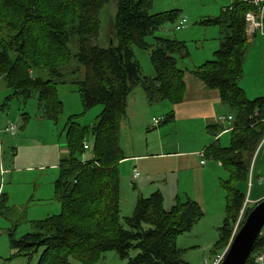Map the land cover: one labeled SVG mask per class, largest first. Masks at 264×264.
Segmentation results:
<instances>
[{
    "label": "trees",
    "instance_id": "1",
    "mask_svg": "<svg viewBox=\"0 0 264 264\" xmlns=\"http://www.w3.org/2000/svg\"><path fill=\"white\" fill-rule=\"evenodd\" d=\"M42 1L0 0V33L8 32L0 36V78L12 91L10 98L26 102L34 97L43 117L56 121L62 109L56 86L65 83L69 45L74 44V60L85 72L84 80L74 83L83 114L99 105L103 109L90 130L73 122L77 116L69 118L68 155L59 162L53 185L61 212L32 223L34 232L18 240L9 235L10 248L24 257L41 250L38 264H70L71 257L90 264L106 252H114L127 264H187L176 241L203 218L195 201L176 200L166 210L157 191L139 197L129 217H122L120 211L119 164L124 155L119 130L128 96L138 87L149 105L164 100L176 104L183 98L185 72L177 68V61L189 57L186 44L154 36L164 24H175L180 11L150 15L153 0H116L117 45L102 49L94 42L100 30L99 11L109 0H53L56 5L49 8ZM252 11L249 4L233 0L216 18L202 21L200 26L220 29V47L211 61L189 72L207 89L217 91L221 103L236 114L228 126L229 146L221 147L217 139L204 151L206 159L220 163L229 174L220 182L226 209L213 251L219 254L228 246L231 222L244 204L245 192L238 184L246 185L250 159L259 145L264 151V98L249 101L238 87L249 47L245 15ZM147 37H153V45L145 41ZM133 47L149 53L154 77L142 76ZM40 71L46 72L47 80ZM208 130L215 137L223 132L219 126ZM89 136L94 141L93 158L82 163L83 143ZM263 251L264 238L259 235L246 264H254L253 256ZM131 253L136 254L131 257Z\"/></svg>",
    "mask_w": 264,
    "mask_h": 264
},
{
    "label": "rangeland",
    "instance_id": "2",
    "mask_svg": "<svg viewBox=\"0 0 264 264\" xmlns=\"http://www.w3.org/2000/svg\"><path fill=\"white\" fill-rule=\"evenodd\" d=\"M228 3L230 0H153L149 11L150 15L181 10L186 18V24L182 30L176 31L175 25L164 24L154 36L185 41L189 54L188 63L192 67L200 66L213 59V51L219 48V42L215 40L219 34L215 27H213L214 29H206L200 26L198 21L207 19L212 14L218 15L221 12L220 8H228ZM42 4L49 8L55 6L56 1L43 0ZM253 9L255 8L253 7ZM2 11L4 15L9 13L8 10ZM115 12L116 0H109L99 11L100 30L94 44L102 49L111 47V39H114L112 37ZM205 16L207 18H204ZM7 35L6 30L0 33V36ZM145 41L149 45L154 42L153 37H147ZM116 45L115 40L112 46L115 47ZM247 46L249 47L242 61V75L238 81V87L243 90L249 101H253L256 98H264V37L257 35L251 41L248 40ZM132 50L134 59L141 67L142 76L151 77L153 70L149 61V53L135 47ZM69 51L70 59L65 83L56 86V96L62 106L56 121L43 117V109L38 106L34 97L26 102L22 98H10L12 91L6 88L5 83L0 78V264H38L41 250L32 257H24L18 251L10 248L9 235L13 234L14 238L18 240L22 236L34 232L32 223L43 221L47 217L56 216L61 212L60 204L54 199L53 187L59 170L58 166H52L57 165L68 155L65 151L67 148L65 129L68 127V120L72 116H77L73 122L80 128H89L90 130L103 109L99 105L83 114L77 91L78 86L74 83L83 81L85 72L84 68L74 60L76 53L74 44L69 45ZM181 67L182 65L178 62V68ZM39 75L44 80L48 79L44 71H40ZM135 90L127 101L129 120H123L119 130V145L122 146L126 156H130L131 153H144V155L152 153V151H146V142L152 146L157 141L155 132L159 129L163 130L161 138L164 142L172 139L185 140L190 137L179 121H174L171 124H160L153 129L152 118H160L159 115H165L168 111L166 109H169L170 105L164 102L161 106L153 104L140 108L136 95L142 94V90L138 87ZM145 110H151L149 114L155 117L150 116V118L146 113L143 114ZM227 112L228 110L225 114ZM232 114L233 123L236 114L235 112ZM146 121H148L149 128L133 126L137 122L143 125ZM128 124L130 127L127 126ZM9 126L16 128L14 136L5 133V129ZM223 128L227 129V126ZM86 139L88 144L91 142L94 144L91 136ZM229 142L230 134L228 132L220 135L218 143L221 147H228ZM131 145L134 150L131 149ZM88 155L91 153L88 152ZM125 155L124 157H126ZM131 165L129 163L119 167L122 217L131 215L130 213L127 214V205L130 203L128 202L129 197L132 196L134 187H139V181L141 182L145 178L140 167H138V163H136V171L140 176L139 179H141L132 181L131 172L133 168ZM222 172L224 180L227 179L228 172L223 168ZM248 172L246 185L238 184L243 193L245 192V199L238 217L231 222V236L243 223L248 212L256 205L257 200L254 197L257 195L264 197V151L261 145L250 159ZM219 186L225 196L224 204L215 200L205 205L204 211L201 208L203 218L193 226L189 233L177 238L176 246L187 264H212L216 255L219 254L218 250L217 252L213 251L225 220L226 209V194L220 184ZM136 193L137 196L138 191ZM149 195L142 197L147 198ZM179 197L180 201H185V197L181 195ZM167 204L168 200H165L164 209L168 210L171 206L167 207ZM174 204L175 200L171 205ZM263 232L264 228L260 233L262 238L264 237ZM226 247L219 249L225 252ZM135 254L131 253V257ZM99 256L96 261L90 264H127L126 260H120L114 252L102 253ZM69 263L85 264L72 257L69 258Z\"/></svg>",
    "mask_w": 264,
    "mask_h": 264
},
{
    "label": "crops",
    "instance_id": "3",
    "mask_svg": "<svg viewBox=\"0 0 264 264\" xmlns=\"http://www.w3.org/2000/svg\"><path fill=\"white\" fill-rule=\"evenodd\" d=\"M232 2L233 0H230V3H228V7L232 4ZM218 6L220 8V5ZM223 9L225 8L224 7L220 8V11H222ZM178 11H180V15L176 23L172 24L173 26L175 25L174 29L176 31L182 30L184 28V25L186 24V18L182 14L181 10ZM219 14L220 13H218V15ZM218 15L216 14L215 16L214 14H212L208 18L205 16L204 18L207 19L199 20L198 24L200 25V23L204 20L216 18ZM204 28L207 29L213 27H204ZM215 28L218 29V34H219L218 38L216 37L215 40L216 41L218 40L220 47L221 31L218 27ZM157 38H162V37H157ZM164 38L170 39L168 37H164ZM172 40H176V39H172ZM114 41L115 39H111L112 44L114 43ZM179 42L185 43V41H179ZM216 51H213L212 55H214ZM188 61L189 58L178 59L177 61V68L179 62L182 65V67L178 69L183 70L185 72L183 77L184 93L181 102L172 104L171 102L164 100L160 102H155L153 104L161 106L162 103L164 102L168 103L170 105V108L166 109L168 110L167 113H165V115H159V117L163 118L161 124H171L174 123V121H179L182 124V128L185 127L184 131H186L190 137H187L185 140L172 139L171 141L164 142V140L161 138L162 135L161 133L163 132V130L159 129L155 132L157 141L153 143L152 146H150L149 143L146 142V146H145L146 151H152V153L146 155H144V153L142 154L131 153L130 156L132 157L126 156L125 153L123 152L122 146H120L123 155H125L126 157H124V160L119 164V167L120 165L131 163L132 164L131 168H133V170L134 169L136 170L135 164L138 163V167H140V171L144 174L145 177L141 182L139 181L141 178L138 180L139 187L138 188L134 187L133 189L134 192L132 196L129 197L128 202L130 203L127 205V214L129 213L132 214L136 200L139 197L142 196L144 197L147 194L151 195L152 193H155L157 191L163 195L164 208H165V200H168L167 207L173 206L171 204L174 202V200L176 201L180 199L179 195L185 197L184 200L191 199L195 201L199 205V207L203 209V211L205 210L204 207L205 205L210 204L215 200H219L224 204L225 196L219 184L220 182H224L227 179H229V174H228V178L224 180V178L222 177L223 167H221V164L206 159L205 157L202 158L200 154L201 153L204 154L205 149L208 148L211 144H213L217 139L219 142L221 134L225 132H229L228 126L230 122L233 120V114L226 106H224L221 103L219 93L217 91L207 89L200 81H198L192 75L189 74V72H191L194 68L198 66L192 67V65H190ZM152 77H154V71H153V75L149 78ZM135 89L133 91H136ZM133 91L128 96L127 101L129 97L133 95ZM136 98L138 100L140 108H142L143 106L145 107L147 105L148 106L153 105V104L151 105L148 104L143 91L142 94L136 95ZM127 101H126V114L125 117L123 118V120L126 121L129 120L128 119L129 108ZM226 109L228 110L227 114H225L227 111ZM150 112L151 110L150 111L145 110L143 114L146 113L147 116L149 117L150 116L155 117L154 115H150L149 114ZM169 116H171L170 119L168 118ZM228 116L232 117V120L230 122L222 123L219 121V118L222 117L226 118ZM167 119L169 120L166 121ZM151 124L154 129L156 126L153 125L152 120H151ZM127 126L130 127V124H128ZM133 126H140L141 128L143 126H146L149 128L148 121H146L143 125L137 122ZM211 126H219L221 128L227 126V129L223 128V132L219 134L217 137H215L212 135V132L208 130V128ZM131 149L134 150L132 145H131ZM65 151L67 153V148ZM203 160H204V164L201 165L200 162ZM57 166H59V163L57 165L55 164L52 167H57ZM131 176H132V172H131ZM137 191H138V195L136 196ZM257 197H259L258 198L259 200L257 199ZM254 198L255 200H257L256 202H258L262 200L264 197H262L261 195H257ZM262 254L264 255V251L262 252Z\"/></svg>",
    "mask_w": 264,
    "mask_h": 264
},
{
    "label": "water",
    "instance_id": "4",
    "mask_svg": "<svg viewBox=\"0 0 264 264\" xmlns=\"http://www.w3.org/2000/svg\"><path fill=\"white\" fill-rule=\"evenodd\" d=\"M263 228L264 198L256 202V205L248 212L241 227L232 236L221 264H246Z\"/></svg>",
    "mask_w": 264,
    "mask_h": 264
},
{
    "label": "built area",
    "instance_id": "5",
    "mask_svg": "<svg viewBox=\"0 0 264 264\" xmlns=\"http://www.w3.org/2000/svg\"><path fill=\"white\" fill-rule=\"evenodd\" d=\"M242 2L252 5L255 9L252 12H249L245 15V35L249 41L254 39L255 36L261 35L264 37V0H241ZM232 120L231 116L219 118V121L222 123L230 122ZM163 121V118H152V123L154 126H158ZM5 133H9L11 136H14L16 133V128L14 126H9L5 129ZM92 145L88 144L86 141L83 143L84 155L82 156L81 162L86 163L93 158ZM88 152L91 155H88ZM201 157H204V154H200ZM201 165L204 164V160L200 162ZM138 172L134 169L132 171L131 179L136 181L139 179ZM225 252L216 255L212 264H221L224 260ZM254 264H264V255L262 253L253 256Z\"/></svg>",
    "mask_w": 264,
    "mask_h": 264
}]
</instances>
